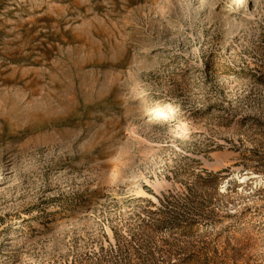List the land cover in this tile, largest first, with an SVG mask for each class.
<instances>
[{"label":"rangeland","instance_id":"374dc122","mask_svg":"<svg viewBox=\"0 0 264 264\" xmlns=\"http://www.w3.org/2000/svg\"><path fill=\"white\" fill-rule=\"evenodd\" d=\"M0 264H264V0H0Z\"/></svg>","mask_w":264,"mask_h":264},{"label":"trees","instance_id":"16d2710c","mask_svg":"<svg viewBox=\"0 0 264 264\" xmlns=\"http://www.w3.org/2000/svg\"><path fill=\"white\" fill-rule=\"evenodd\" d=\"M210 175H211V176H216V175H215V174H213V173H211Z\"/></svg>","mask_w":264,"mask_h":264}]
</instances>
